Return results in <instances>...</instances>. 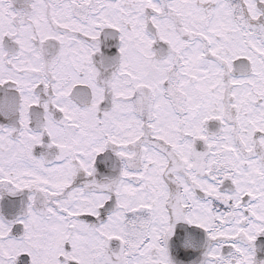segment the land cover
I'll return each mask as SVG.
<instances>
[{
  "label": "snow or ice",
  "instance_id": "1",
  "mask_svg": "<svg viewBox=\"0 0 264 264\" xmlns=\"http://www.w3.org/2000/svg\"><path fill=\"white\" fill-rule=\"evenodd\" d=\"M0 264H264V0H0Z\"/></svg>",
  "mask_w": 264,
  "mask_h": 264
}]
</instances>
